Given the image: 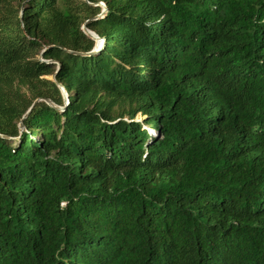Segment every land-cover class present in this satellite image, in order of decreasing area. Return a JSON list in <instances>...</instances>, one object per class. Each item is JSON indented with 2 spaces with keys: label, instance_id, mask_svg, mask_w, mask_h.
I'll return each instance as SVG.
<instances>
[{
  "label": "trees",
  "instance_id": "1",
  "mask_svg": "<svg viewBox=\"0 0 264 264\" xmlns=\"http://www.w3.org/2000/svg\"><path fill=\"white\" fill-rule=\"evenodd\" d=\"M88 2L0 0V264H264V0Z\"/></svg>",
  "mask_w": 264,
  "mask_h": 264
},
{
  "label": "water",
  "instance_id": "2",
  "mask_svg": "<svg viewBox=\"0 0 264 264\" xmlns=\"http://www.w3.org/2000/svg\"><path fill=\"white\" fill-rule=\"evenodd\" d=\"M84 2H86L87 4L93 5V6H100L101 7L100 13L97 14L95 17H93L92 20H97V19L103 17L105 15V13L107 12V8H106L105 4L102 3V2H98V3H95V4H91L90 2H88V0H84ZM86 23H87V21L82 24L81 30L88 38H90L94 42V46H93V49L90 52H86V53L73 52V54H75L77 56H92V55H96L102 49V47L104 45V42H105L104 38L99 37L95 32L89 30L86 27ZM43 52L44 51H42L40 53V57H42ZM49 62L56 63L57 64V68L59 67V63L58 62H55V61H49ZM55 75H56V72L54 74H52L51 76L47 77V78L49 80H51L52 82H54L56 84L57 88L61 91L62 96H63L64 106L63 107L57 106L53 102H51L49 99H39L38 98L32 103L30 108L26 111V113L23 115V118L26 117L31 112L32 108L34 107V105L38 101H44L47 105H49L50 107L54 108L57 111H64L65 110V107L68 104V95H67V92H66L64 86L56 80ZM19 123H21V122H19ZM0 136L2 138H9L7 136H2V135H0Z\"/></svg>",
  "mask_w": 264,
  "mask_h": 264
},
{
  "label": "rangeland",
  "instance_id": "3",
  "mask_svg": "<svg viewBox=\"0 0 264 264\" xmlns=\"http://www.w3.org/2000/svg\"><path fill=\"white\" fill-rule=\"evenodd\" d=\"M98 7L101 9L100 6H98ZM20 13H21V11L19 12V15H20ZM37 59L41 60L42 57H40V55H39V56H37ZM47 77H49V76H47ZM135 119H136V120H141L142 117L140 116V114H137L136 117H135ZM18 126H19V128L21 129V127H22V126H21V123H19Z\"/></svg>",
  "mask_w": 264,
  "mask_h": 264
},
{
  "label": "bare ground",
  "instance_id": "4",
  "mask_svg": "<svg viewBox=\"0 0 264 264\" xmlns=\"http://www.w3.org/2000/svg\"><path fill=\"white\" fill-rule=\"evenodd\" d=\"M141 116V115H140ZM142 117V116H141ZM143 118V117H142Z\"/></svg>",
  "mask_w": 264,
  "mask_h": 264
}]
</instances>
